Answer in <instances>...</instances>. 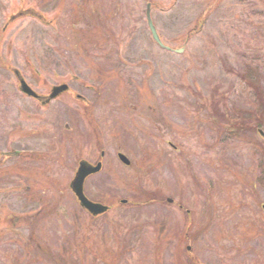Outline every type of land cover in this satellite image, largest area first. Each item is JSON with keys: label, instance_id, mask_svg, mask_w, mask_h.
Returning <instances> with one entry per match:
<instances>
[{"label": "rangeland", "instance_id": "374dc122", "mask_svg": "<svg viewBox=\"0 0 264 264\" xmlns=\"http://www.w3.org/2000/svg\"><path fill=\"white\" fill-rule=\"evenodd\" d=\"M148 1L0 0V264H264V139L257 131L264 133V126L257 128L247 118L253 92L247 83L256 84L259 95L264 90V0H217L189 40L180 35L208 0H150L161 39L184 47L181 54L160 49L151 39ZM28 10L32 13H23ZM19 12L23 15L7 22ZM249 61L259 66L256 83L243 75ZM2 63L18 67L42 92L43 82H59L54 74L66 79L77 74L88 83L79 93L109 103L107 110L96 111L102 125L112 109L124 124L132 120L149 131L137 130L131 140L116 136L113 142L104 125L106 164L119 168L96 177L93 190L95 195L108 191L110 197L119 192L140 204L152 193L161 200L183 199L196 237L189 255L180 240L183 215L165 202L139 208L146 218H131V205L118 206L108 213L110 227L104 232L87 224V214L72 200L69 180L79 158L95 160L91 146L97 139L81 149L73 132L64 129L59 100L41 109L21 99L15 76ZM68 95L63 102L75 105ZM27 112L32 115L26 117ZM159 119L165 124L161 134ZM27 130L32 132L19 136ZM12 136H18L14 142L8 140ZM118 144L133 167L119 164L112 150ZM10 147L22 148L23 155L31 148L44 159L17 163L14 150L6 157L1 153ZM21 169L32 175L24 182ZM32 181L48 189L31 197L27 191L34 185L26 191L23 183ZM203 197L208 198L204 206ZM199 205L204 212H197ZM156 214L168 226L155 221ZM62 218L68 220L60 225ZM75 223L78 237L72 235Z\"/></svg>", "mask_w": 264, "mask_h": 264}, {"label": "flooded vegetation", "instance_id": "af4514ba", "mask_svg": "<svg viewBox=\"0 0 264 264\" xmlns=\"http://www.w3.org/2000/svg\"><path fill=\"white\" fill-rule=\"evenodd\" d=\"M153 8L154 5H152ZM150 13L151 12V9H150ZM160 49H163L167 52H170L172 51L171 49L168 50V49H165V48H161ZM104 56V55H103ZM109 56V55H106V57ZM99 57H102V55H99ZM104 57V58H106ZM116 60V59H115ZM105 61L109 62L111 61V59H109V57L107 59H105ZM2 65L5 67L7 66V70H10V67L8 64H5V63H2ZM109 69L107 70H103V73L104 72H107ZM23 73V72H22ZM35 73H36V77H38L39 75V71L38 70H35ZM99 74V72H98ZM24 76V74H23ZM54 76L57 78V80L59 82H54V84H45V82L42 83V88L44 86V92H42L41 90H38L37 86H31L30 83L26 80V77H25V80H26V83L32 88L34 89L36 92H39L40 94H42L43 96L44 95H47L50 93V90L52 88V86L54 85H60V84H63L64 86H66V89L62 92H60L58 95L55 96V98L53 99H50V101H47L45 104H41L40 100H37L36 98H33L31 96H28L26 95L24 92L22 93L20 91V89L18 88V91H19V94H20V98L21 99H26L28 101H30V103L32 104V106H37L38 108H45L46 106L54 103L55 101H57L59 103V105H61V109H62V113L64 115V118L66 119V122L64 124V129H68V130H71L73 133L72 135L74 134L75 137L74 139H77L79 140V143L81 144V149L83 146H85V143L86 142H89V139L93 138L94 141H95V144L93 146H91V149L93 150L94 154H95V160L94 159H91L89 157H87L88 155H85V157H81L77 160L75 166L72 167V170L74 171L70 180H69V190L70 192L72 193V200L76 203H78L79 205V209L80 210H83L84 213L87 214V219H88V222L87 224L91 225L93 227V224H98L99 227L97 230V232L101 231L102 229H104L105 227H107V229L110 227V223H109V217H108V213L109 212H112L114 210H117L115 209L116 207L118 206H122L124 207L125 205H131L130 207H134L135 208V211L132 210V214H131V218H135L136 215L139 216V217H143V218H146V216H142L144 215V213H142L140 210L138 211L139 208H144L146 204H152V203H162V202H165L166 204L168 203V205L170 206H174L175 207V210L177 211H181L182 215H183V224H182V229L184 230V232L182 233V237H181V241L184 242V245H185V251H187L188 255L189 253L191 252V248H192V241H195L194 239L196 238H192L191 234L190 233V230H191V208H188L186 206H184L183 203L184 200H176L175 198H171V197H164L162 198L163 200L157 198L156 194L152 193V194H148L147 198L145 199V201L147 202L146 204H140L142 202H139L138 200H132L131 197L129 196H122V195H119V192H117V195L113 196V197H110L108 194V191H104L102 189V191H98L97 194L95 195L96 191L94 192L93 190V186L96 188V181H95V178L98 177L101 173H114L117 169L116 168H119V166L117 165H114L112 166L111 164L108 165L106 164L107 162V159H106V156L108 155V150L105 148V143L102 142V139H103V133H104V125L107 127V131L110 133L111 137L113 138V142L117 139L116 136H120L122 137L124 134L128 135L129 137L126 138V139H129L131 140V136L134 138L135 136V133L137 130H141L143 129L144 132H149L147 130H145V128L143 127V125L139 126L137 123H135L134 125L132 124V120H130V122L128 124H124V122L120 119H117V116L113 114V111L112 109H109V111L106 113V115L104 116V124L102 125V123L100 122V118L99 116H97L96 114V111L98 109H100L101 107L104 108V111L107 110V107H108V102H98V103H95V102H91L89 100V98L85 95H82L81 93L78 92V90H80L81 88H85L86 85H88L87 82L85 81H82L81 77L77 74H72L71 76H69V79H66L64 76H59L58 74H54ZM119 76V75H118ZM41 78V77H40ZM120 78V76H119ZM60 79V80H59ZM17 88V87H16ZM65 94H69L68 96L70 97H73L74 101L77 103L75 105L73 104H69L68 102H63V99L64 101L67 99L63 98L65 97ZM98 95V93H97ZM86 98V99H85ZM44 100V99H43ZM106 107V108H105ZM97 108V109H96ZM109 108V107H108ZM132 108V107H131ZM159 108V107H158ZM253 108H255L254 105H251L250 109L248 110V112L251 113L247 115V118L249 119H253L254 123H255V126L257 128H259V122L257 120V117L259 118L258 114L255 113V110H253ZM205 113H208L206 111H204ZM21 112L18 110V115L20 114ZM30 114L29 112H27L26 114V117H30ZM120 118V117H119ZM136 122V121H135ZM161 123V119L158 120V126H157V129H158V132L161 134V129L163 128V126H165V124H160ZM120 124V125H119ZM83 125V128L86 130L84 131L83 129L81 130L80 126ZM147 127V126H146ZM131 128V129H129ZM148 128V127H147ZM36 129V128H35ZM233 130H229L227 131V133L230 134H234V132H232ZM32 132V130H27V131H24V132H21L19 134V136H22V135H25V134H30ZM260 134V133H259ZM72 135H70V139H72ZM15 136V135H14ZM14 136H12L11 138H9L8 140L9 141H12L14 142L18 136H16L14 138ZM261 136V135H260ZM119 137V138H120ZM124 137V136H123ZM14 138V139H13ZM73 140V139H72ZM111 140V139H110ZM26 143V142H25ZM164 143H167L168 145H170V147L174 150H177L178 149V145L175 144V142L173 143L171 140H166V138H164ZM90 144V142L88 143V145ZM111 144V143H110ZM13 145V144H12ZM11 145V146H12ZM47 147H51L49 144ZM122 147L118 145H116L115 147H112V150H113V153H115L116 155V158L118 159L119 161V164L124 166V167H133V163H132V160L131 158H129V154L128 153H125V151H123L121 149ZM9 150H14L13 152L15 153L16 152V156L14 157V160H16L17 163H20V162H23L25 158L29 159V160H41V159H44V155L43 153H32L31 152V148H27V153L24 154V150L22 148H8V149H4V152H1L2 154L4 153H9L7 151ZM262 151V149H261ZM153 152H151L152 154ZM4 154V156L6 157L7 155ZM11 154V153H10ZM120 155H123L124 157L120 158ZM3 160H4V157H2ZM165 158H167V156H165ZM86 162L88 164V166L90 168H95L96 166H98V169L96 171H90L89 174H87L84 179H83V184H82V192L85 196V198L91 202V203H96L98 205H100L101 207L105 206L106 209H104L103 211H100V212H94L93 211V208L90 210L86 207H84L82 205V203H80L77 195L75 194V192L73 191L72 189V185H73V180L76 176V173L78 172V168H79V165L81 162ZM163 163H166L164 161V159L162 158L161 160ZM180 162H183V159L181 160H176L175 162L172 161V166L176 167ZM162 164V163H161ZM114 167V168H113ZM89 168V169H90ZM39 170V168H38ZM37 170V172H38ZM44 171L45 170H42V172L39 170V172L41 173V175L44 174ZM37 172L35 171H32V173L34 175H37ZM21 175L23 176L22 177V181L24 182L26 180V175H29V176H32L29 172H25L21 169ZM25 185L24 187V190L27 188V189H30L31 186L34 185L35 189H33V191H27L28 194H30L31 197H33L31 194H38L41 192V190H46L48 189L47 186H44L41 187L40 189L38 188L37 184L34 183V181H32L31 185L28 183H23ZM184 184V183H183ZM182 184V185H183ZM210 184L212 185L213 183L210 182ZM37 186V187H36ZM183 192V190H182ZM27 193H24V194H27ZM181 193V192H180ZM209 193V192H208ZM41 196V194H39ZM35 196V195H34ZM74 197V198H73ZM42 201V200H41ZM208 203V198H202V200H200L199 204H202L203 206ZM43 204V203H42ZM142 205V206H141ZM203 206L199 205L197 208V212H204V208ZM171 209V208H170ZM173 210V209H172ZM194 214H196V210H194ZM171 216V215H170ZM150 217V216H149ZM155 219V221H160L162 223H164V227L168 226V223L162 219L161 215L160 214H156L155 217H153ZM1 219V217H0ZM175 218L172 217L171 220H173V222L175 221L174 220ZM65 220H68V218H62L61 221H60V225H61V222L65 221ZM78 222V220L76 221ZM32 223V222H31ZM56 223V221H55ZM102 223V224H101ZM167 223V224H166ZM34 224V223H32ZM76 224V223H75ZM181 223L178 221L177 223H175L173 225L174 229L175 227H178ZM78 224H76V229L74 231V235L75 237H78L80 235H78L79 231V225L77 226ZM101 225H102V228H101ZM115 225V224H114ZM88 227V226H86ZM117 226H114V229L116 231V228ZM159 227V226H158ZM153 228L155 229L156 227L153 226ZM161 228V227H160ZM136 229V227H135ZM169 229H171L169 227ZM103 231V230H102ZM104 232V231H103ZM108 233V232H106ZM31 234V232H30ZM28 234V235H30ZM33 234H31L29 236V239L32 240L31 238L33 237L32 236ZM139 243V241H138ZM179 243V242H177ZM141 244V245H140ZM138 245V244H137ZM139 246H143V243H139Z\"/></svg>", "mask_w": 264, "mask_h": 264}, {"label": "water", "instance_id": "95a60500", "mask_svg": "<svg viewBox=\"0 0 264 264\" xmlns=\"http://www.w3.org/2000/svg\"><path fill=\"white\" fill-rule=\"evenodd\" d=\"M149 10H150V7L149 5L147 4V11H146V18H147V24L149 26V29L151 31V34H152V38L155 40V42L162 46V47H165L163 45V43L161 42V39L158 38V35H157V31H156V28L154 27L153 23H152V19L150 18V14H149ZM23 13H32L31 10H28V11H24ZM23 13L19 12L18 15L14 16V15H11L9 17V20H8V23L9 21H11L12 19L16 18V17H19L20 15H23ZM167 48V47H165ZM168 49V48H167ZM183 49H175V52L177 53H181ZM13 72L16 76V78H18V81H19V88L20 90L22 91V93L24 92L26 95L28 96H31L33 98H37L41 101L42 104H45L47 101H49L50 99L52 98H55L56 95H58L60 92L64 91L66 89V86H64L63 84H60V85H54L51 89V92L48 94V95H44V96H41L39 94H37L34 90H32V88H30L26 81L24 80L23 77H21L20 75V72L18 69L14 68L13 69ZM44 99V100H43ZM123 155H120V158H122ZM88 166V164L84 161H82L79 165V168H78V172L76 173V176L73 180V185H72V189L73 191L75 192V194L77 195L80 203H82V205L88 209H92L93 208V211L94 212H100V211H103L104 209H106L105 206L101 207L100 205L96 204V203H91L89 202L83 192H82V184H83V179L84 177L90 173V171H96L98 169V166H96L95 168H90Z\"/></svg>", "mask_w": 264, "mask_h": 264}, {"label": "trees", "instance_id": "16d2710c", "mask_svg": "<svg viewBox=\"0 0 264 264\" xmlns=\"http://www.w3.org/2000/svg\"><path fill=\"white\" fill-rule=\"evenodd\" d=\"M150 2L152 5L155 6V3H153L152 1H150ZM207 2L208 3H206L205 8H203L200 11V13L197 15V17L193 20L194 23L192 24V26H190L191 28L187 29L185 32H183V34L180 35V36H182V39L189 38L192 33L200 32L202 24H204V21L206 19H208V17H209L208 13H210L211 10L213 8H215L217 5L216 4L217 0H208ZM205 9L207 10V13H206ZM245 67H246L247 73L243 74L244 77L247 76L250 80H253L256 83V81L258 80V77H256V75H254V74H256V71H257L256 67H259L258 63H256V67H255L252 64V61H249V62H246ZM259 79H260V77H259ZM247 86H250L251 88H253V92L250 91V95H251L250 98L252 100L251 105L255 106V108H253V110H255V113H257L259 116V118L257 117V120L259 122L258 124L259 125L263 124V126H264V90L261 89V92L263 91V93L261 95H259L257 90L259 89V91H260V88H258V86L256 84L247 83Z\"/></svg>", "mask_w": 264, "mask_h": 264}]
</instances>
